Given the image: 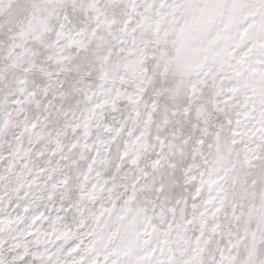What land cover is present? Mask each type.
I'll return each instance as SVG.
<instances>
[{
    "label": "snow or ice",
    "instance_id": "1",
    "mask_svg": "<svg viewBox=\"0 0 264 264\" xmlns=\"http://www.w3.org/2000/svg\"><path fill=\"white\" fill-rule=\"evenodd\" d=\"M0 264H264V0H0Z\"/></svg>",
    "mask_w": 264,
    "mask_h": 264
}]
</instances>
